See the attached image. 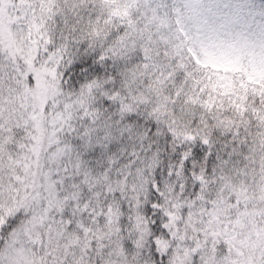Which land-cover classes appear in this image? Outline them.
Wrapping results in <instances>:
<instances>
[{
	"label": "snow or ice",
	"instance_id": "obj_1",
	"mask_svg": "<svg viewBox=\"0 0 264 264\" xmlns=\"http://www.w3.org/2000/svg\"><path fill=\"white\" fill-rule=\"evenodd\" d=\"M0 264H264V0H0Z\"/></svg>",
	"mask_w": 264,
	"mask_h": 264
}]
</instances>
